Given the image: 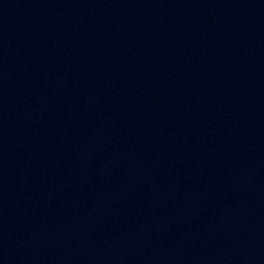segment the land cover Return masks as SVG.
<instances>
[{
	"label": "water",
	"instance_id": "1",
	"mask_svg": "<svg viewBox=\"0 0 264 264\" xmlns=\"http://www.w3.org/2000/svg\"><path fill=\"white\" fill-rule=\"evenodd\" d=\"M0 264H264V0H0Z\"/></svg>",
	"mask_w": 264,
	"mask_h": 264
}]
</instances>
